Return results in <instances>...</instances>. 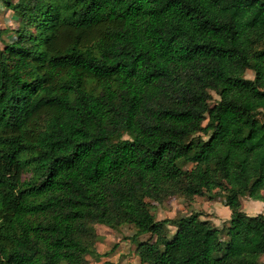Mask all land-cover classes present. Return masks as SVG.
<instances>
[{"label": "trees", "instance_id": "1", "mask_svg": "<svg viewBox=\"0 0 264 264\" xmlns=\"http://www.w3.org/2000/svg\"><path fill=\"white\" fill-rule=\"evenodd\" d=\"M0 2V264H88L97 224L143 264H264V0ZM173 196L230 222L157 219Z\"/></svg>", "mask_w": 264, "mask_h": 264}, {"label": "rangeland", "instance_id": "2", "mask_svg": "<svg viewBox=\"0 0 264 264\" xmlns=\"http://www.w3.org/2000/svg\"><path fill=\"white\" fill-rule=\"evenodd\" d=\"M16 1V0H13ZM0 25L6 30L3 38L6 42L11 41L15 36L14 30L19 26V20L12 10L7 9L0 2ZM247 78H254V73L248 70L245 74ZM215 98L219 97L215 95ZM184 169L193 168V163H184L179 161ZM243 210L250 216L264 215V202L252 200L248 197L242 198ZM152 211L156 218L161 220L165 218H174L183 215H190L194 212H200L202 220H209L217 228L223 229L230 222L231 211L225 205L222 198L210 199L208 196H197L193 200H187L183 196H173L164 203L152 202ZM97 232L100 236L96 248L98 256H87L88 264H143L136 255V245L130 240L135 232L133 225H122L117 230L106 225L97 224ZM176 228L171 227V234L175 233ZM221 237L226 240V230H222ZM150 235L142 236L141 239H148ZM117 244V246H116ZM123 253H121V249ZM264 262V256L261 259Z\"/></svg>", "mask_w": 264, "mask_h": 264}, {"label": "crops", "instance_id": "3", "mask_svg": "<svg viewBox=\"0 0 264 264\" xmlns=\"http://www.w3.org/2000/svg\"><path fill=\"white\" fill-rule=\"evenodd\" d=\"M119 248L121 249L120 255L121 253H123V249L121 248V245L119 246ZM138 258V257H137ZM139 259V258H138ZM140 261V260H139Z\"/></svg>", "mask_w": 264, "mask_h": 264}]
</instances>
